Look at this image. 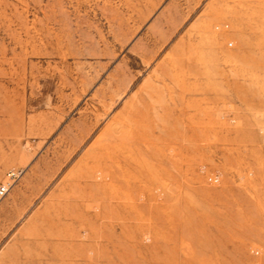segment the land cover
Listing matches in <instances>:
<instances>
[{
  "label": "rangeland",
  "instance_id": "obj_1",
  "mask_svg": "<svg viewBox=\"0 0 264 264\" xmlns=\"http://www.w3.org/2000/svg\"><path fill=\"white\" fill-rule=\"evenodd\" d=\"M3 182L0 264H264V0H0Z\"/></svg>",
  "mask_w": 264,
  "mask_h": 264
},
{
  "label": "built area",
  "instance_id": "obj_2",
  "mask_svg": "<svg viewBox=\"0 0 264 264\" xmlns=\"http://www.w3.org/2000/svg\"><path fill=\"white\" fill-rule=\"evenodd\" d=\"M15 172L10 173V177H13ZM10 182L0 183V199L3 198L9 190Z\"/></svg>",
  "mask_w": 264,
  "mask_h": 264
}]
</instances>
